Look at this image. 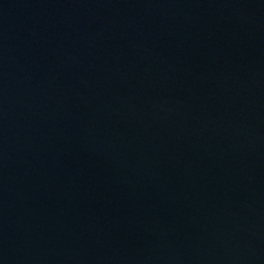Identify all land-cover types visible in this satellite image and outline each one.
I'll return each instance as SVG.
<instances>
[{"label": "water", "instance_id": "95a60500", "mask_svg": "<svg viewBox=\"0 0 264 264\" xmlns=\"http://www.w3.org/2000/svg\"><path fill=\"white\" fill-rule=\"evenodd\" d=\"M0 264H264V0H0Z\"/></svg>", "mask_w": 264, "mask_h": 264}]
</instances>
